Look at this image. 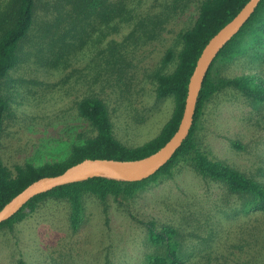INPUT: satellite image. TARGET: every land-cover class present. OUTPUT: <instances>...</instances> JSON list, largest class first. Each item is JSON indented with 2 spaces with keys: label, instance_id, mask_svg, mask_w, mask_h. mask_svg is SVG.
Here are the masks:
<instances>
[{
  "label": "rangeland",
  "instance_id": "rangeland-1",
  "mask_svg": "<svg viewBox=\"0 0 264 264\" xmlns=\"http://www.w3.org/2000/svg\"><path fill=\"white\" fill-rule=\"evenodd\" d=\"M6 1L0 0V9ZM201 2L128 0L132 15L122 18L128 20L102 27L58 66L47 54L40 59L28 55L31 43H26L20 63L1 86L11 103L0 136L5 164L13 169L27 161L62 159L73 141L94 136L75 106L87 95L105 101L114 135L127 146L155 138L171 117L174 100L157 98L153 75L175 68L176 57L163 67V56L168 48H180V33L193 26ZM261 69L264 65L237 62L223 74ZM197 135L212 158L264 182V108H254L241 93L226 89L208 102ZM84 204L76 233L65 218V203L53 200L12 230H1L0 264H17L19 258L27 264H142L147 253L156 251L143 223L150 220L158 228L169 224L178 229L189 264H221L230 252L240 253L241 245L253 243L255 226L264 228V216L242 217L235 195L187 165L134 199L119 203L109 197L104 209L97 198L87 196Z\"/></svg>",
  "mask_w": 264,
  "mask_h": 264
},
{
  "label": "trees",
  "instance_id": "trees-1",
  "mask_svg": "<svg viewBox=\"0 0 264 264\" xmlns=\"http://www.w3.org/2000/svg\"><path fill=\"white\" fill-rule=\"evenodd\" d=\"M248 1L202 0L195 23L180 33V48L166 50L163 67H167L175 57L176 66L170 72L162 69L154 73L155 94L157 98L172 96L174 109L155 138L136 147L127 146L114 135L105 101L93 95L84 96L75 102L77 113L89 122L96 133L82 141H73L65 157L42 164L27 161L16 164L12 169L0 155V210L31 182L44 176L58 175L86 158L138 159L162 147L178 129L189 80L204 46ZM126 14L132 15L128 0H7L0 9V136L11 111L10 99L2 95L1 86L10 71L20 63L26 43H31L28 55L40 59L47 54L50 63L58 66L69 54L83 48L88 38L93 40L96 32L103 31L102 27L114 25L118 20H128L122 19ZM97 40L98 37L95 42ZM237 62L264 65V0L215 58L199 92L190 134L164 166L139 181L97 176L60 185L30 199L15 215L0 224V231L12 230L15 224L30 216L42 203L53 200L65 203V218L76 233L84 220L87 196L97 198L106 209L109 197L119 203L134 199L149 186L171 178L181 165L190 166L206 180L222 184L227 194L240 200L238 211L242 217L254 213L255 219L260 220L259 216H264V182L212 158L201 146L197 135L208 102L226 89L241 93L252 107L264 108L263 69L236 76L223 74L225 68ZM234 146L239 144L234 142ZM143 223L147 239L156 251L147 253L142 264H189L191 258L182 250L178 229L169 224L158 228L153 220ZM263 232L264 228L255 226L251 234L256 237L249 249L241 245L240 253L230 252L221 264H264ZM17 264L27 263L19 258Z\"/></svg>",
  "mask_w": 264,
  "mask_h": 264
},
{
  "label": "water",
  "instance_id": "water-1",
  "mask_svg": "<svg viewBox=\"0 0 264 264\" xmlns=\"http://www.w3.org/2000/svg\"><path fill=\"white\" fill-rule=\"evenodd\" d=\"M261 0H249L236 16L215 33L196 61L188 84V95L178 129L155 152L138 159L86 158L58 175L41 177L14 196L0 210V224L15 215L34 196L60 185L107 176L118 180L139 181L156 173L180 148L190 134L200 89L220 50L241 30Z\"/></svg>",
  "mask_w": 264,
  "mask_h": 264
}]
</instances>
